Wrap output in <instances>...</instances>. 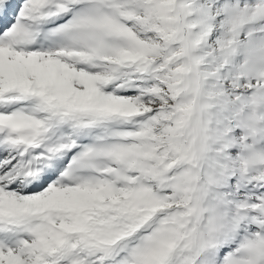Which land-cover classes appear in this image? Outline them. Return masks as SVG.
<instances>
[{
	"label": "snow or ice",
	"instance_id": "1",
	"mask_svg": "<svg viewBox=\"0 0 264 264\" xmlns=\"http://www.w3.org/2000/svg\"><path fill=\"white\" fill-rule=\"evenodd\" d=\"M0 264H264V0H0Z\"/></svg>",
	"mask_w": 264,
	"mask_h": 264
}]
</instances>
